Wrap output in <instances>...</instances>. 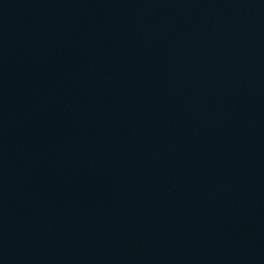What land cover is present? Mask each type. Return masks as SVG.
<instances>
[{"label":"water","instance_id":"95a60500","mask_svg":"<svg viewBox=\"0 0 264 264\" xmlns=\"http://www.w3.org/2000/svg\"><path fill=\"white\" fill-rule=\"evenodd\" d=\"M0 264H264V0H0Z\"/></svg>","mask_w":264,"mask_h":264}]
</instances>
